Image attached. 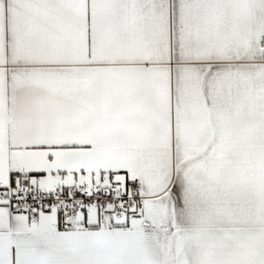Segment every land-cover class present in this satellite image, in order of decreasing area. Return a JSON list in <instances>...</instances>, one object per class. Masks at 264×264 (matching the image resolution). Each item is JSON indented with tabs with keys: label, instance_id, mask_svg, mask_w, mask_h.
<instances>
[{
	"label": "snow or ice",
	"instance_id": "obj_1",
	"mask_svg": "<svg viewBox=\"0 0 264 264\" xmlns=\"http://www.w3.org/2000/svg\"><path fill=\"white\" fill-rule=\"evenodd\" d=\"M0 264H264V0H0Z\"/></svg>",
	"mask_w": 264,
	"mask_h": 264
}]
</instances>
